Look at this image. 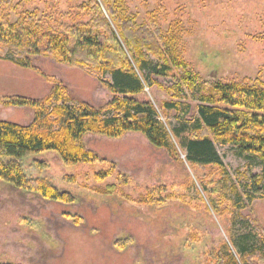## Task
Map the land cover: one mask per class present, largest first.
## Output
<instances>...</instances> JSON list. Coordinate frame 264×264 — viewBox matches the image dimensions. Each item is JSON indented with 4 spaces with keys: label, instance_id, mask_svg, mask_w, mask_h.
<instances>
[{
    "label": "rangeland",
    "instance_id": "1",
    "mask_svg": "<svg viewBox=\"0 0 264 264\" xmlns=\"http://www.w3.org/2000/svg\"><path fill=\"white\" fill-rule=\"evenodd\" d=\"M88 2L0 0V11L12 20L34 12L45 29L62 33V24L91 19L88 9H80ZM107 2L114 8L122 4L138 25L175 33L188 70L205 88L217 80L264 86V0ZM14 52L0 46V120L29 125L30 107L4 102L16 96L42 99L55 85L75 107L82 102L99 107L112 98L100 84V79L111 81L108 73L60 63L42 49L30 57L39 74L15 63L24 52ZM178 70L172 67L175 77L152 78L136 96L152 103L167 129L179 123L172 111L163 110L164 102L189 104V122L196 113L193 89L183 85L181 99L167 90L179 78ZM82 143L98 159L67 164L56 152L46 151L20 160L27 178L44 179L70 193L72 203L48 200L0 179V264H221L225 245L238 264L244 249L258 248L264 255V198L247 185L251 174L261 172L257 159L240 155L231 144L214 142L241 195L236 208L232 200L206 194L201 187L199 180L214 188L218 168H195L182 153L174 159L138 132L119 138L88 133ZM100 172L108 174L99 178ZM212 199L222 212L211 208ZM251 261L264 264L258 256Z\"/></svg>",
    "mask_w": 264,
    "mask_h": 264
},
{
    "label": "trees",
    "instance_id": "2",
    "mask_svg": "<svg viewBox=\"0 0 264 264\" xmlns=\"http://www.w3.org/2000/svg\"><path fill=\"white\" fill-rule=\"evenodd\" d=\"M80 9H88L91 19L86 23L62 24V33L45 29L35 20L34 12L12 20L0 11V46L13 53L24 52L22 59L13 60L15 63L41 74L30 57L39 55L43 49L60 63L108 73L111 81L100 79V84L112 96L99 107L86 102L75 107L67 104L68 99L62 98L59 86L55 85L42 99L16 96L6 100V106L30 107L33 120L29 125L0 120V179L45 199L72 203L74 197L70 193L58 190L44 179L27 178L20 160L30 153L54 151L67 164L95 161L97 156L84 148V135L98 133L119 138L127 132H138L150 145L165 149L174 159L182 153L186 162L195 168H218L220 178L214 182L213 189L199 180L203 191L210 195L218 193L239 208L241 195L214 142L237 147L240 155L259 161L261 172L251 174L247 185L253 194L260 193L264 198V86L217 80L205 88L198 82V75L188 70L175 33L163 34L158 27L152 30L147 24L138 25L122 4L114 8L107 0H89ZM172 67L179 69V78L167 88L171 97L183 98L185 85L193 89L197 106L189 122L185 119L189 104L175 100L164 102L163 110L172 111L179 123L167 129L152 103L140 101L136 96L146 84H152V78H165L169 74L175 77ZM107 174L100 172L97 177ZM248 198L251 200L252 195ZM210 206L220 213L215 199ZM225 253L226 260L221 264H238L227 245ZM254 256L264 261L260 249H244L240 264H254L251 261Z\"/></svg>",
    "mask_w": 264,
    "mask_h": 264
},
{
    "label": "built area",
    "instance_id": "3",
    "mask_svg": "<svg viewBox=\"0 0 264 264\" xmlns=\"http://www.w3.org/2000/svg\"><path fill=\"white\" fill-rule=\"evenodd\" d=\"M161 120V119H160Z\"/></svg>",
    "mask_w": 264,
    "mask_h": 264
}]
</instances>
